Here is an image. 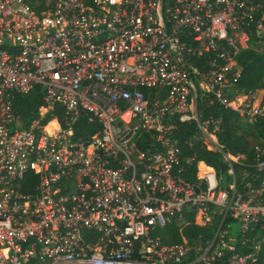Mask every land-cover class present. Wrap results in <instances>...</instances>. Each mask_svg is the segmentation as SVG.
I'll list each match as a JSON object with an SVG mask.
<instances>
[{"label":"built area","instance_id":"1","mask_svg":"<svg viewBox=\"0 0 264 264\" xmlns=\"http://www.w3.org/2000/svg\"><path fill=\"white\" fill-rule=\"evenodd\" d=\"M249 48L264 53V0H0V264H256L263 139L248 138L255 171L238 182L244 155L198 109L264 117V95L238 85ZM32 91L42 104L25 125L15 101ZM85 114L96 130L82 139ZM185 121L198 130L189 145L226 163L225 184L204 161L197 182L175 174ZM188 213L194 226L216 216L211 236L166 242Z\"/></svg>","mask_w":264,"mask_h":264},{"label":"trees","instance_id":"2","mask_svg":"<svg viewBox=\"0 0 264 264\" xmlns=\"http://www.w3.org/2000/svg\"><path fill=\"white\" fill-rule=\"evenodd\" d=\"M237 60L242 68L238 85L247 90H257L264 95V53L257 49L249 48L242 51ZM41 104L42 101L35 91L16 98L15 108L20 110L25 125L31 119V117L27 118L30 113H36ZM198 109L201 118L204 120L220 118L219 130L217 132L219 143L224 146L232 157L241 154L244 155V158L241 160L244 164H233L235 177L238 182H241L243 178H249L251 173L255 171L253 165L255 163L256 153L251 147L248 138L251 137L254 140L260 137L263 139L264 145V117L257 119L252 126L248 124L249 132L245 134L238 131V116L233 111L222 107L218 103L208 105L206 100H201L198 103ZM74 128L76 136L84 139L96 130V124L90 121L85 114L82 115L80 121ZM173 133L174 141L181 149L185 158L181 167L175 171L177 176L189 182L199 181L201 175L197 170V162L204 161L207 165L215 169L222 185L230 180L231 177L227 175V165L222 160L220 154L206 149L200 141L189 145L190 138L198 133L194 122H177ZM187 159L191 160L186 161ZM259 160H264V153L260 156ZM191 218L192 214L188 213L183 217L180 225L167 227L164 230L163 239L166 242L174 243L182 241L184 237L195 236L197 234H200L202 237L211 236L217 224L216 216L206 226H194L189 222ZM226 222L229 234L236 237V241L234 242L235 249L240 253L249 252L251 250L249 244L242 245L239 241V228H237V231L234 228L236 223L231 218H228ZM253 233L250 232L248 234L251 237ZM256 264H264V243L260 248L259 260Z\"/></svg>","mask_w":264,"mask_h":264},{"label":"rangeland","instance_id":"3","mask_svg":"<svg viewBox=\"0 0 264 264\" xmlns=\"http://www.w3.org/2000/svg\"><path fill=\"white\" fill-rule=\"evenodd\" d=\"M237 124H238V128H239V132H243V133H245V134H248V132H249V128H248V124L245 122V120H243V119H238L237 120ZM214 130V129H213ZM213 130H212V132H213ZM201 140H203L204 141V138H202L201 137ZM237 226V227H236ZM234 228H235V230L237 231V228H238V225L236 224V225H234Z\"/></svg>","mask_w":264,"mask_h":264},{"label":"bare ground","instance_id":"4","mask_svg":"<svg viewBox=\"0 0 264 264\" xmlns=\"http://www.w3.org/2000/svg\"><path fill=\"white\" fill-rule=\"evenodd\" d=\"M200 169L202 170L201 166H200ZM201 174V173H200Z\"/></svg>","mask_w":264,"mask_h":264}]
</instances>
